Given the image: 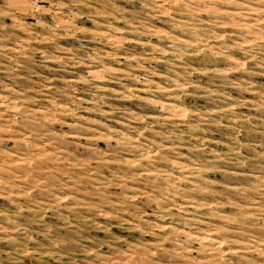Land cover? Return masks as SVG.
<instances>
[{
    "label": "rangeland",
    "instance_id": "1",
    "mask_svg": "<svg viewBox=\"0 0 264 264\" xmlns=\"http://www.w3.org/2000/svg\"><path fill=\"white\" fill-rule=\"evenodd\" d=\"M0 264H264V0H0Z\"/></svg>",
    "mask_w": 264,
    "mask_h": 264
}]
</instances>
